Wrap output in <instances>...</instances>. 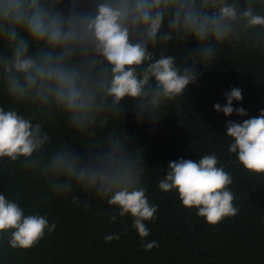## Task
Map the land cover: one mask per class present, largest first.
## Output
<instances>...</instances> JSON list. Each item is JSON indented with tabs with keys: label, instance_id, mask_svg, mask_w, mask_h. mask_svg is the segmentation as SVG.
Listing matches in <instances>:
<instances>
[{
	"label": "trees",
	"instance_id": "trees-1",
	"mask_svg": "<svg viewBox=\"0 0 264 264\" xmlns=\"http://www.w3.org/2000/svg\"><path fill=\"white\" fill-rule=\"evenodd\" d=\"M55 2L67 15L70 10L94 12L97 0ZM42 3L47 5L49 0ZM225 3L235 5L237 19L230 22L231 32L224 42L172 33L173 39L164 43L163 35L171 31V9L156 45L149 42L148 51L154 56L173 55L178 67L197 75V82L187 85L174 101L153 108L149 100L155 85L150 81L147 98L126 97L113 105L109 97L80 130L54 106L16 105L33 124L40 123L48 138L31 158H0V194L15 199L26 214L46 215L56 228L50 234L45 230V236L27 250L10 248L7 235L0 236V264H264V175L244 172L238 163L233 164L235 154L228 153L231 140L223 134L226 121L242 123L264 109V26L248 27L241 16L249 7L264 16V0ZM196 6L209 14L217 10L201 8L200 0ZM208 47L214 55L203 62L201 53ZM6 55L10 51L0 47V57ZM93 55L91 50H77L71 66L87 72ZM105 67L101 61L92 69L93 75ZM233 87L242 90V100L233 101V107H243L247 116L225 117L213 110L217 102L225 104L224 94ZM102 99L98 94L97 103ZM6 105L11 107L0 91V107ZM213 152L233 177L229 187L239 209L236 216L215 226L206 224L195 209L182 207L175 191L165 193L157 187L170 162L197 160ZM61 154L74 162L77 173L97 174V188L102 177L124 180L130 170L144 169L141 182L146 195L158 205L156 220L147 222L150 235L146 239L156 240L159 247L145 251V241L131 227L130 216H117L111 222L110 216L118 212L115 206L85 190L75 176L55 171L52 162ZM72 196L79 198V204L71 202ZM112 234L120 239L106 243L105 235Z\"/></svg>",
	"mask_w": 264,
	"mask_h": 264
},
{
	"label": "clouds",
	"instance_id": "clouds-1",
	"mask_svg": "<svg viewBox=\"0 0 264 264\" xmlns=\"http://www.w3.org/2000/svg\"><path fill=\"white\" fill-rule=\"evenodd\" d=\"M200 7L217 10L201 12L196 0H97L94 12L70 10L66 15L57 9L55 0L47 5L42 0H0V47L10 51L0 57V91L11 105L0 107V158H31L48 138L40 123L33 124L16 105L54 106L80 130L109 97L113 105L126 97L147 98L150 81L155 85L149 100L153 108L182 96L187 85L197 82V75L178 67L173 55L154 56L148 45H156L170 9L171 31L163 35L164 43L173 39L172 33L191 35L197 41L211 37L224 42L231 32L230 22L237 19L235 5L225 0H200ZM241 16L248 27L264 26V16L254 14L251 7ZM77 50L94 53L87 72L71 66ZM213 55V49L206 48L201 53L203 62ZM101 61L108 67L94 76L92 69ZM98 94L103 98L100 103ZM224 98L225 104L217 102L214 111L225 117L248 115L243 107H233V101L242 100L240 88H230ZM223 134L231 140L228 153L235 154L232 163H238L244 172L264 175V109L242 123L226 121ZM52 167L75 176L85 190L115 206L118 212L110 216L111 222L115 223L117 216H130L131 227L145 241V251L159 247L156 240L146 239L150 235L147 222L156 220L158 205L150 203L146 195L141 182L144 169L130 170L124 180L102 177L97 188V174L87 170L77 173L74 162L63 154L53 160ZM225 167L215 152L197 160L178 159L169 163L157 187L165 193L175 191L182 207L195 209L206 224L215 226L239 211L229 187L233 177ZM71 202L80 201L72 196ZM55 228L56 223L49 224L46 215L26 214L15 199L0 194V236L7 235L10 248L30 249L45 236V230L50 234ZM119 239V234L104 237L106 243Z\"/></svg>",
	"mask_w": 264,
	"mask_h": 264
}]
</instances>
